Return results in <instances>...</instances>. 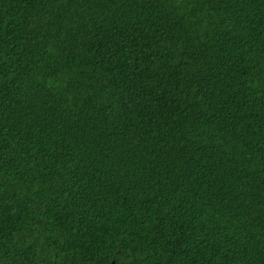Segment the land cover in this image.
I'll list each match as a JSON object with an SVG mask.
<instances>
[{"label":"trees","instance_id":"obj_1","mask_svg":"<svg viewBox=\"0 0 264 264\" xmlns=\"http://www.w3.org/2000/svg\"><path fill=\"white\" fill-rule=\"evenodd\" d=\"M264 264V0H0V264Z\"/></svg>","mask_w":264,"mask_h":264},{"label":"water","instance_id":"obj_2","mask_svg":"<svg viewBox=\"0 0 264 264\" xmlns=\"http://www.w3.org/2000/svg\"><path fill=\"white\" fill-rule=\"evenodd\" d=\"M113 264V263H112Z\"/></svg>","mask_w":264,"mask_h":264}]
</instances>
